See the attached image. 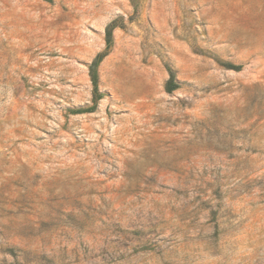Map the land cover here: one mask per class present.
Listing matches in <instances>:
<instances>
[{
    "label": "rangeland",
    "instance_id": "obj_1",
    "mask_svg": "<svg viewBox=\"0 0 264 264\" xmlns=\"http://www.w3.org/2000/svg\"><path fill=\"white\" fill-rule=\"evenodd\" d=\"M0 264H264V0H0Z\"/></svg>",
    "mask_w": 264,
    "mask_h": 264
},
{
    "label": "trees",
    "instance_id": "obj_2",
    "mask_svg": "<svg viewBox=\"0 0 264 264\" xmlns=\"http://www.w3.org/2000/svg\"><path fill=\"white\" fill-rule=\"evenodd\" d=\"M111 36H112V29L110 28V27H108L107 28V30H106V41L109 43V41H110V38H111ZM99 58H100V55H98L95 59H94V61H93V63L91 64V68H90V74H91V77H92V82H93V84H94V91L97 89V77H96V74H95V72L93 71V67L96 65V63H97V61L99 60ZM229 66V68H237L236 66H234V65H228ZM173 78H174V75H173V73H172V71H170V77H169V79H168V82H167V84L168 85H171V90L173 89V88H175L176 87V83H174V81H173Z\"/></svg>",
    "mask_w": 264,
    "mask_h": 264
}]
</instances>
